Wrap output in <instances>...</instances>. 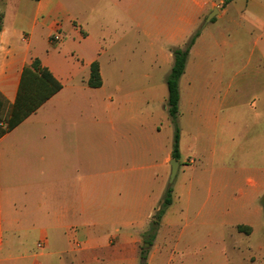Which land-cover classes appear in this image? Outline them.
<instances>
[{"label":"rangeland","instance_id":"rangeland-1","mask_svg":"<svg viewBox=\"0 0 264 264\" xmlns=\"http://www.w3.org/2000/svg\"><path fill=\"white\" fill-rule=\"evenodd\" d=\"M231 1L215 0V6L223 11ZM151 5L148 0V12ZM212 22L180 79V168L173 183L169 162L162 169L132 171L125 182L92 185L100 204L118 198L116 192L134 197L144 177L155 196L164 198L171 188L160 231L152 243L150 226L140 237L139 253H147V264H264L251 242V223L264 225L258 212L264 202L247 184L259 167L251 155L264 153L262 28L241 24L234 15ZM149 43L154 45L147 54L134 40L110 49L99 60L101 88L88 87L87 72L80 73L64 83L65 91L45 113L49 125L72 130L86 172L105 170L111 160L142 165L172 150L176 125L168 113L166 79L173 58L159 52L165 40L147 41L148 48ZM154 49L159 53L150 54ZM214 140L219 154L212 158ZM235 142L248 158L236 161ZM240 226L249 230L241 232ZM257 243L264 255V237ZM98 253L94 264H120L107 249Z\"/></svg>","mask_w":264,"mask_h":264},{"label":"crops","instance_id":"crops-1","mask_svg":"<svg viewBox=\"0 0 264 264\" xmlns=\"http://www.w3.org/2000/svg\"><path fill=\"white\" fill-rule=\"evenodd\" d=\"M147 1L0 0V128L8 126L22 72L35 59L63 85L0 137V264H94L100 249L117 256L120 264L140 262V237L162 202V194L155 196L145 188V177L132 198L122 191L101 204L93 198V184L125 182L132 171L162 169L172 160V150L163 159L154 156L142 165L111 160L105 170L86 172L72 130L45 120L46 111L65 91V82L87 72V83L92 63L97 61L101 71L102 56L126 40H134L145 54L154 45L149 43L148 48L147 41L165 40L159 52L173 58L172 50L201 29L190 49L187 71L215 10L219 19L212 23L234 15L241 24L260 26L264 40V0H232L223 11L215 0H149L150 12ZM213 143L209 152L215 158L219 153ZM235 147L237 162L249 157L237 151L238 142ZM251 160L259 167L247 184L257 199H263L264 153L252 154ZM258 212L264 216V208ZM251 226L253 252L264 260L263 244L257 243L264 237V225Z\"/></svg>","mask_w":264,"mask_h":264},{"label":"trees","instance_id":"trees-1","mask_svg":"<svg viewBox=\"0 0 264 264\" xmlns=\"http://www.w3.org/2000/svg\"><path fill=\"white\" fill-rule=\"evenodd\" d=\"M200 34L201 29H198L189 39L185 48H175L172 50L174 62L166 79V84L168 88V113L175 125L177 124L176 122L180 112V79L185 74L190 49ZM87 85L90 88H101L103 86L100 65L97 61L93 62L90 67V76ZM62 88L63 85L54 77L51 71L43 67L39 59H35L22 72L17 98L13 106L12 116L8 119L7 127L16 126L30 114L36 112L45 102L60 92ZM7 127L0 128V137L6 133ZM172 159L180 160V131L177 125L175 126L173 139ZM171 204L172 190L169 188L152 217L149 231L151 234L147 236L149 237L148 242H153L161 225L162 218L166 213V209ZM238 229L241 232H247L249 230L241 226ZM140 262L141 264H147V253L145 251H142L140 254Z\"/></svg>","mask_w":264,"mask_h":264},{"label":"water","instance_id":"water-1","mask_svg":"<svg viewBox=\"0 0 264 264\" xmlns=\"http://www.w3.org/2000/svg\"><path fill=\"white\" fill-rule=\"evenodd\" d=\"M217 14H218V11H217V10L213 11V12L208 16L206 22H210V21L213 19V17H214L215 15H217ZM170 165H171V168H172V172H171V183H173V181L175 180L176 175H177V173H178V169H179L180 163H179L178 160H174V159H172V160L170 161ZM262 200H263V202H264V196H263V199H262ZM145 245H146V246H150V245H147V244H145Z\"/></svg>","mask_w":264,"mask_h":264},{"label":"built area","instance_id":"built-area-1","mask_svg":"<svg viewBox=\"0 0 264 264\" xmlns=\"http://www.w3.org/2000/svg\"><path fill=\"white\" fill-rule=\"evenodd\" d=\"M59 39H60V36L57 35V36L55 37V40H59ZM42 246H43L42 243H39V244H38V247H39V248H42Z\"/></svg>","mask_w":264,"mask_h":264}]
</instances>
